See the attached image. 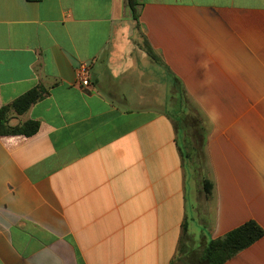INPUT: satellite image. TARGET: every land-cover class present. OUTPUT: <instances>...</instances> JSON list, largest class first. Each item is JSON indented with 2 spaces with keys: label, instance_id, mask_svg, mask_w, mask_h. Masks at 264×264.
Returning <instances> with one entry per match:
<instances>
[{
  "label": "crops",
  "instance_id": "0c3cea01",
  "mask_svg": "<svg viewBox=\"0 0 264 264\" xmlns=\"http://www.w3.org/2000/svg\"><path fill=\"white\" fill-rule=\"evenodd\" d=\"M139 3L136 30L128 0H0V109L47 91L8 114L36 134L0 135V264H207L209 241L264 230V131L223 113V97L264 96V0ZM181 95L222 115L211 194L161 108ZM224 264H264V236Z\"/></svg>",
  "mask_w": 264,
  "mask_h": 264
},
{
  "label": "rangeland",
  "instance_id": "374dc122",
  "mask_svg": "<svg viewBox=\"0 0 264 264\" xmlns=\"http://www.w3.org/2000/svg\"><path fill=\"white\" fill-rule=\"evenodd\" d=\"M147 79L146 77L145 81ZM183 98L182 102H179L177 98L169 96L161 108L169 111L176 122L177 135L186 154L187 165L202 169L204 175L208 176L210 163L206 155L207 138L213 129V119H222V115L221 112L206 111L203 105L192 97ZM223 100L226 101L223 104L226 108H232V110L223 112L226 114L224 118L232 115L231 118L235 120L254 121L257 126L255 130L261 131L262 134L264 131V96L223 97ZM177 103H180L182 108L180 111H175ZM190 180L193 185H199L198 181L192 178Z\"/></svg>",
  "mask_w": 264,
  "mask_h": 264
},
{
  "label": "trees",
  "instance_id": "16d2710c",
  "mask_svg": "<svg viewBox=\"0 0 264 264\" xmlns=\"http://www.w3.org/2000/svg\"><path fill=\"white\" fill-rule=\"evenodd\" d=\"M128 6L131 10L132 18L135 21V29L139 30L141 4L139 3V0H128ZM146 51L149 57L155 63H158L159 65L162 64L159 57L155 54L153 49L148 44L146 46ZM46 93L47 91L43 87L39 86L18 97L12 103V105L2 107L0 109V135L21 134L32 136L36 134L39 129V124L37 122L28 121L21 126L11 127L9 126L8 114L11 109L14 110L18 115L24 114L33 104L42 100L45 97ZM170 97H175L179 102H182V100L184 99L183 97L186 96L181 95ZM180 109H182L180 103H177L175 111H180ZM169 114L171 113L169 112ZM184 156L186 157L185 153ZM207 177L208 176L203 174L205 183L204 188L207 194H211L213 186ZM263 236V228L255 221H248L237 229L229 232L223 238L209 241L202 252L201 261L207 264H224L227 260L234 257L238 252L250 247ZM190 246L191 245H188L187 243V239L183 238L180 243L181 253L189 257L191 254V250H189Z\"/></svg>",
  "mask_w": 264,
  "mask_h": 264
},
{
  "label": "built area",
  "instance_id": "2783aa9c",
  "mask_svg": "<svg viewBox=\"0 0 264 264\" xmlns=\"http://www.w3.org/2000/svg\"><path fill=\"white\" fill-rule=\"evenodd\" d=\"M91 64L82 62L76 71L77 85L84 89H91L92 87V71Z\"/></svg>",
  "mask_w": 264,
  "mask_h": 264
}]
</instances>
